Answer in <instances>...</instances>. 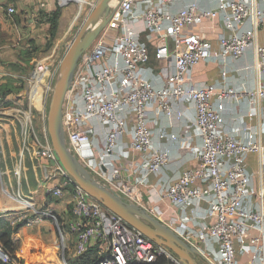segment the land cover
<instances>
[{"label":"built area","instance_id":"1","mask_svg":"<svg viewBox=\"0 0 264 264\" xmlns=\"http://www.w3.org/2000/svg\"><path fill=\"white\" fill-rule=\"evenodd\" d=\"M175 3L176 0H122L114 8L106 28L79 60L67 92L62 116L66 141L92 177L173 230L211 264H264V204L257 203L263 193L253 188L247 165L249 156L257 153L260 146L253 136L239 140L224 125L226 103L237 96L233 90L219 91L213 85L196 88L189 83L193 70L201 63H225L229 59L235 62L252 47L264 76V41L258 43L259 30L264 26V1L260 6L257 0H217L218 10L213 11L195 0L173 13ZM15 13L13 7L7 9L9 16ZM140 20L144 30H129L130 21ZM206 22L222 23L223 32L218 34L220 52L214 51L212 43L200 34L185 32ZM249 24L251 27H247ZM111 33L114 36L109 38ZM143 35L156 41L158 61L173 64V72L162 88H156L144 76L150 53ZM58 72L59 67L49 63L36 65L34 73L25 79L27 110L20 114L39 155L48 164L43 168L46 181L56 183L44 186L46 196L59 200L64 189L73 191V221L68 222V228L74 238L75 256L81 258L93 252L95 264H161L159 259L165 256L169 264H180L107 212L60 164L47 125V107ZM245 96L251 105V116H259L264 85ZM10 101L0 92L2 114L11 112L6 109ZM188 104L195 116L184 124L180 137L163 133L154 136L150 114L176 117L182 122L181 109ZM16 105L21 107L20 103ZM121 110L124 116L119 115ZM261 114L264 118V110ZM97 123L107 128L101 147L92 139ZM127 135L129 150L120 146ZM194 136L201 139L200 146L193 145ZM154 137L178 141L179 149L190 154L197 166L186 169L169 184L161 183L160 189L146 186L145 180L138 177L132 176L133 182L120 177L117 162L130 161L134 166L135 160H141V169L149 174H158L170 162L171 153L157 149ZM143 186L150 188L147 199L139 189ZM196 201L207 205L205 225L191 227L188 222L194 218L187 215L185 219H166L167 210L178 208L185 212ZM28 203L22 206L32 212H16L13 224L32 227L44 219H53L63 241L54 209ZM11 211L0 212L4 216ZM0 264H14V257L1 244Z\"/></svg>","mask_w":264,"mask_h":264},{"label":"crops","instance_id":"2","mask_svg":"<svg viewBox=\"0 0 264 264\" xmlns=\"http://www.w3.org/2000/svg\"><path fill=\"white\" fill-rule=\"evenodd\" d=\"M194 1L176 0L172 12L176 13L182 8L190 6ZM262 1L264 0H257L260 6ZM200 3L203 8L213 11L218 10L217 0H200ZM41 4H44V7H41ZM9 7L15 9L16 13L14 16L7 14V8ZM58 8L60 9V13L57 19V26L54 33H52L53 14ZM75 12L76 8L74 7L63 9L58 0H0V81L9 80V78L24 80L27 76L31 75L30 72L27 74L21 72L18 66L23 65L20 62L21 54L23 53H31L29 57L34 60L35 66L38 63H49L57 66L79 33L72 38V32H69V29L67 30L68 22L72 17L74 20L72 25L77 22L79 14L74 19ZM128 27L132 31H141L144 30L145 25L142 20L136 23L130 21ZM247 27H251L250 24ZM185 32L200 34L203 39L209 40L212 43L214 51L220 52L218 34L223 32L221 22L220 24L206 22L201 27L195 26L187 29ZM112 36H114V33H111L109 38ZM144 37L143 35L150 53V61L144 70V76L156 88H162L168 81L167 77L173 72V64L158 61L155 57L156 41L154 39L148 40ZM263 41L264 26L258 33V43ZM32 47L33 50L31 49ZM189 83L196 88L213 85L219 91L231 89L237 94L236 97L229 99L226 103V112L223 116L224 125L239 140L246 141L249 136H253V141L259 144L260 150L249 156L247 165L252 176L253 188L257 192L263 193L262 197L257 198V203L264 204V149L261 147V145L264 146V118L261 114L264 110V103H258L260 115L251 116V105L245 96V93L259 90L264 85V76L261 75L254 48H250L243 58L235 62L229 59L225 63H201L193 70ZM181 110L184 113L182 122L177 120L176 117L170 119L165 116L155 117L153 114H150L154 136L163 133L167 136L175 134L180 137L184 124L194 120L195 116L194 109L190 104L185 105ZM119 115L124 116L123 110H121ZM106 131V127L100 123L96 124L95 135L92 138L95 145L101 147ZM129 142L130 135H127L120 141V146L129 150ZM154 142L155 147L160 151H169L171 153L170 162L158 174H149L143 171L141 169V160H135L133 162L134 166L130 165V161L127 163L117 162L116 169L120 177L129 179L130 181L133 180V177H138L145 180L146 186L160 189L161 183L169 184L180 178L186 169L197 166V162L190 154L179 149L178 141H159L154 137ZM192 143L194 146H200L201 139L194 136ZM92 178L102 184L99 179ZM149 187L143 186L139 188L144 193L146 199ZM34 188H36L35 185ZM32 191L30 188L29 195L32 194ZM64 195H68L66 202L59 205L49 204L48 206L52 207L56 212L64 213L66 207L73 201L74 194L71 188H66L64 189ZM35 200L40 207L46 205L45 198L38 197ZM26 203L29 204L28 202ZM193 204L194 206L185 209V212H181L178 208L167 210L166 219H185L187 215V218H194L188 222L191 227H197L200 224L205 225L208 222V218L206 219L207 205L204 201H196ZM37 242H42V245L44 243L42 239Z\"/></svg>","mask_w":264,"mask_h":264},{"label":"rangeland","instance_id":"3","mask_svg":"<svg viewBox=\"0 0 264 264\" xmlns=\"http://www.w3.org/2000/svg\"><path fill=\"white\" fill-rule=\"evenodd\" d=\"M58 1L63 9L67 7L76 8L74 19L79 14L75 24L72 25L74 21L72 17L67 25V30L69 29L68 31L72 32V38H74L82 28L88 15L101 0ZM114 3L113 8H116L119 3L118 1ZM20 62L23 64L18 65L21 72L26 74L28 72L31 74L34 73L36 66L33 59L26 56V54H21ZM60 64L61 62L59 66H56L59 67V70ZM59 73L60 72H58V76ZM27 90L28 86L25 79L9 78V80L0 81V92L2 96L11 100L6 105V109L11 110V112L7 114H2V112H0V211L3 209L12 210L11 213L4 216L0 212V234L8 231L11 232L12 248L5 246L1 241L0 244L13 255L14 264H34V262H36L35 264H64V259L66 264H93V252L81 258H77L74 254V238L68 228V222L73 221L71 209L74 198L66 207L64 213L54 212L60 228L63 231V241L56 226V222L53 219H44L32 227H23L18 232L15 231L17 225L13 224V222L16 218V212L25 210L29 212L32 211L15 203L12 194L17 195V198L20 199L24 205L27 204L26 202L30 201L36 206L37 201L35 199L38 197L45 198L46 205L43 208L41 207L42 209L47 208L49 204H62L67 201L66 198L68 196L64 195L59 200H54L46 196L44 186L48 184L54 186L53 180L46 181L44 176L43 168L48 164L39 155L36 144H34L35 142H33L30 133H28V129H26L27 142H25V119L20 112L23 109L27 110V101L25 99ZM50 101L51 98L47 107L48 112ZM17 103H20L21 107L17 106ZM67 146L69 147L68 143ZM22 154H24V157H22ZM40 181L41 183L39 184ZM34 185L36 188H34ZM30 188L33 190L31 195H29ZM3 190H6L8 194L3 192ZM36 207L39 208L40 206L37 204ZM40 239L44 242L43 245L42 242H37Z\"/></svg>","mask_w":264,"mask_h":264},{"label":"water","instance_id":"4","mask_svg":"<svg viewBox=\"0 0 264 264\" xmlns=\"http://www.w3.org/2000/svg\"><path fill=\"white\" fill-rule=\"evenodd\" d=\"M122 0H101L87 17L76 38L68 47L60 64L48 112V133L53 150L67 174L107 212L118 217L130 229L160 247L180 264H211L197 249L184 242L173 230L135 204L123 200L112 190L97 182L67 146L63 130V106L74 73L82 55L106 28L114 11L113 3Z\"/></svg>","mask_w":264,"mask_h":264},{"label":"trees","instance_id":"5","mask_svg":"<svg viewBox=\"0 0 264 264\" xmlns=\"http://www.w3.org/2000/svg\"><path fill=\"white\" fill-rule=\"evenodd\" d=\"M59 13H60V9L58 8L57 11L54 12L53 14V32L54 33V30L56 29V26H57V19L59 17ZM33 50V47L31 48ZM23 54H26V56H30L31 53L30 52H27V53H23ZM24 227L23 224L21 225H18L16 228H15V231L18 232L20 229H22ZM0 241L7 247L9 248H12V241H11V232H6V233H3V234H0ZM90 253L92 252H89L87 255H89ZM11 254V253H10ZM12 255V254H11ZM13 256V255H12ZM86 256V255H85ZM84 257V256H83ZM159 262L161 264H169L170 263V260L168 258H166L165 256L161 257L159 259ZM93 264H95V260L93 259Z\"/></svg>","mask_w":264,"mask_h":264},{"label":"bare ground","instance_id":"6","mask_svg":"<svg viewBox=\"0 0 264 264\" xmlns=\"http://www.w3.org/2000/svg\"><path fill=\"white\" fill-rule=\"evenodd\" d=\"M115 3H116V1H115ZM114 3V4H115ZM43 62V61H42ZM5 126H6V124H5ZM27 127V128H26ZM24 129H25V142H27V130L26 129H28V124H24ZM21 152V151H20ZM22 157H24V154H22ZM33 164V163H32ZM19 175H20V173H19ZM13 195V201H15V203H18V204H20L21 206L22 205H24L23 204V202L20 200V199H18L17 198V195H14V194H12ZM6 203V202H5ZM7 204V203H6ZM11 204V203H10ZM17 204V205H18ZM27 205V204H26ZM2 209V208H1ZM15 209V208H14Z\"/></svg>","mask_w":264,"mask_h":264}]
</instances>
